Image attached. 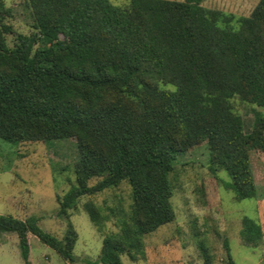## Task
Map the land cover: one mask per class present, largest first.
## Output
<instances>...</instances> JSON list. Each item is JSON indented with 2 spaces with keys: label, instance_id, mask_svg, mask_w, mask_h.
I'll return each mask as SVG.
<instances>
[{
  "label": "trees",
  "instance_id": "16d2710c",
  "mask_svg": "<svg viewBox=\"0 0 264 264\" xmlns=\"http://www.w3.org/2000/svg\"><path fill=\"white\" fill-rule=\"evenodd\" d=\"M202 1L27 0L34 30L8 46L11 12L0 0V138H75V182L57 196L59 215L82 195L129 184L128 211L103 235L101 264L137 259L144 235L174 219L170 172L196 145H206L212 172L228 173L236 199L257 194L250 149L264 151V117L255 112V134L246 133L230 99L264 107V0L236 18ZM84 208L101 231L108 215L92 200ZM38 220L0 214V232L16 233L23 264L30 233L74 264L71 222L60 239ZM241 235L255 245L262 230L244 216ZM203 257L213 264L205 249Z\"/></svg>",
  "mask_w": 264,
  "mask_h": 264
},
{
  "label": "rangeland",
  "instance_id": "374dc122",
  "mask_svg": "<svg viewBox=\"0 0 264 264\" xmlns=\"http://www.w3.org/2000/svg\"><path fill=\"white\" fill-rule=\"evenodd\" d=\"M123 5L128 0H111ZM258 0H204L202 5L222 10L234 18L248 15ZM10 8L5 17L14 32L6 33L8 46L17 33L33 32L32 14L27 0H4ZM234 25V20L232 21ZM234 109L241 115L246 133L255 129V112L264 117V107L232 97ZM255 134V133H253ZM78 150L74 137L38 141L9 142L0 138V214L17 218L30 215L39 218L45 231L62 239L67 223L77 232L74 244V264H101L97 261L102 237L117 230L116 221L129 208L130 188L126 180L118 186L92 195H82L68 216L59 215L57 196L72 187ZM255 197L236 199L227 183L231 181L223 169L212 172L208 167L205 144L196 145L176 155L170 172L173 184L171 196L175 217L144 235L143 254L131 259L121 254L123 264H203V250L213 264H227L224 243H227L234 264H264V151L250 149ZM97 178L90 179V183ZM92 200L104 215H108L98 231L84 208ZM114 208L115 214L109 212ZM254 219L262 236L255 245L246 243L241 235L242 218ZM31 264H64L50 246L29 234ZM0 264H23L15 232H0Z\"/></svg>",
  "mask_w": 264,
  "mask_h": 264
}]
</instances>
